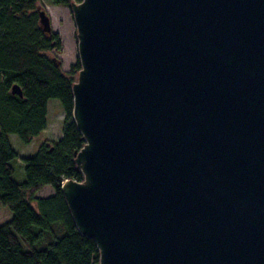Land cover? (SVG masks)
I'll return each instance as SVG.
<instances>
[{
  "label": "water",
  "instance_id": "95a60500",
  "mask_svg": "<svg viewBox=\"0 0 264 264\" xmlns=\"http://www.w3.org/2000/svg\"><path fill=\"white\" fill-rule=\"evenodd\" d=\"M72 11L84 181L62 191L99 264H264V0Z\"/></svg>",
  "mask_w": 264,
  "mask_h": 264
},
{
  "label": "trees",
  "instance_id": "16d2710c",
  "mask_svg": "<svg viewBox=\"0 0 264 264\" xmlns=\"http://www.w3.org/2000/svg\"><path fill=\"white\" fill-rule=\"evenodd\" d=\"M51 1L71 9L82 0ZM40 3L0 0V203L12 214L0 224V264H99L95 240L80 233L62 191L65 180L84 181L75 152L86 142L73 118V84L82 66L77 58L63 71L56 55L62 42L57 33L42 30ZM15 84L22 96L12 93ZM51 99H58L64 110L62 137L44 142L24 159L25 179L17 181L19 155L9 135L26 144L40 135L48 125ZM47 186L54 193L38 197Z\"/></svg>",
  "mask_w": 264,
  "mask_h": 264
},
{
  "label": "rangeland",
  "instance_id": "374dc122",
  "mask_svg": "<svg viewBox=\"0 0 264 264\" xmlns=\"http://www.w3.org/2000/svg\"><path fill=\"white\" fill-rule=\"evenodd\" d=\"M41 8L45 9L50 16L52 32L57 33L62 42L61 53L56 54L61 59V67L67 72L70 66L76 62L78 58V37L77 27L71 15L72 8L62 5H53L51 0H41ZM54 56V53H48ZM78 75L76 76V80ZM48 125L47 128L38 136L34 137L28 144L21 141L18 135L10 134V142L13 149L18 153L19 159L15 162L14 178L17 181L25 179V161L24 159L34 156L41 144L46 141L57 142L63 134L64 110L58 99H51L48 102ZM66 181V180H65ZM54 193L52 186H47L38 192V197H47ZM33 207L37 209V204L33 203ZM11 212L0 203V224L11 219Z\"/></svg>",
  "mask_w": 264,
  "mask_h": 264
}]
</instances>
